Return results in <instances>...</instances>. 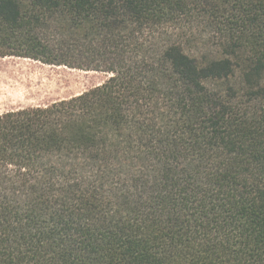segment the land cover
<instances>
[{
    "label": "trees",
    "instance_id": "1",
    "mask_svg": "<svg viewBox=\"0 0 264 264\" xmlns=\"http://www.w3.org/2000/svg\"><path fill=\"white\" fill-rule=\"evenodd\" d=\"M103 71L0 114V264H264V0H0V57Z\"/></svg>",
    "mask_w": 264,
    "mask_h": 264
},
{
    "label": "rangeland",
    "instance_id": "2",
    "mask_svg": "<svg viewBox=\"0 0 264 264\" xmlns=\"http://www.w3.org/2000/svg\"><path fill=\"white\" fill-rule=\"evenodd\" d=\"M108 76L34 59H0V106L49 103L99 85Z\"/></svg>",
    "mask_w": 264,
    "mask_h": 264
},
{
    "label": "crops",
    "instance_id": "3",
    "mask_svg": "<svg viewBox=\"0 0 264 264\" xmlns=\"http://www.w3.org/2000/svg\"><path fill=\"white\" fill-rule=\"evenodd\" d=\"M13 57H15V58H22V59H32V58H28V57H21V56H14V55L3 56V57H0V59H10V58H13ZM34 60H36V59H34ZM75 94H77V93H75ZM71 95H73V94H71ZM71 95H68L66 97H69ZM62 98H65V97H62ZM23 107H26V105L25 106H15V107L7 106L6 108L3 107V106H0V114L3 113V112H6L8 110L18 109V108H23Z\"/></svg>",
    "mask_w": 264,
    "mask_h": 264
}]
</instances>
